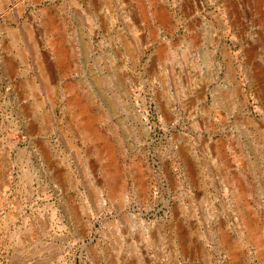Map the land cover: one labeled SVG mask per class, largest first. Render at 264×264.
Returning a JSON list of instances; mask_svg holds the SVG:
<instances>
[{
  "label": "rangeland",
  "instance_id": "374dc122",
  "mask_svg": "<svg viewBox=\"0 0 264 264\" xmlns=\"http://www.w3.org/2000/svg\"><path fill=\"white\" fill-rule=\"evenodd\" d=\"M0 264H264V0H0Z\"/></svg>",
  "mask_w": 264,
  "mask_h": 264
},
{
  "label": "bare ground",
  "instance_id": "6f19581e",
  "mask_svg": "<svg viewBox=\"0 0 264 264\" xmlns=\"http://www.w3.org/2000/svg\"><path fill=\"white\" fill-rule=\"evenodd\" d=\"M25 56V55H24Z\"/></svg>",
  "mask_w": 264,
  "mask_h": 264
}]
</instances>
